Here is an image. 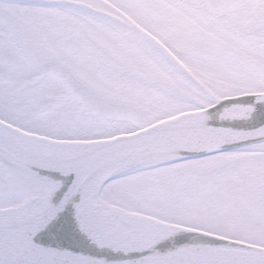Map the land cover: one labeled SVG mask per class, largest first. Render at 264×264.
Returning <instances> with one entry per match:
<instances>
[{"label":"snow or ice","instance_id":"6c2138e0","mask_svg":"<svg viewBox=\"0 0 264 264\" xmlns=\"http://www.w3.org/2000/svg\"><path fill=\"white\" fill-rule=\"evenodd\" d=\"M0 264H264V0H0Z\"/></svg>","mask_w":264,"mask_h":264}]
</instances>
